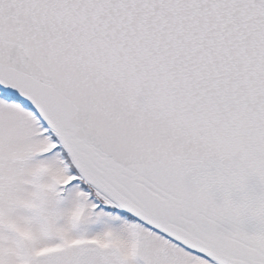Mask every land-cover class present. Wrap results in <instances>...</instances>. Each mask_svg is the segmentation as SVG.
Wrapping results in <instances>:
<instances>
[{"label":"snow or ice","instance_id":"6c2138e0","mask_svg":"<svg viewBox=\"0 0 264 264\" xmlns=\"http://www.w3.org/2000/svg\"><path fill=\"white\" fill-rule=\"evenodd\" d=\"M0 264H264V0H0Z\"/></svg>","mask_w":264,"mask_h":264}]
</instances>
